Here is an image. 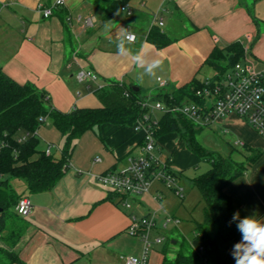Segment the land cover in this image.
<instances>
[{"label": "crops", "instance_id": "crops-1", "mask_svg": "<svg viewBox=\"0 0 264 264\" xmlns=\"http://www.w3.org/2000/svg\"><path fill=\"white\" fill-rule=\"evenodd\" d=\"M52 2L0 0V68L16 82L44 90L52 107L60 111L99 106L101 90L113 83L135 87L141 97L153 98L193 80L202 82L215 73L206 63L212 50L232 42L243 45L241 59L264 66V0H129L131 13L119 10L105 23L101 22L104 7L100 0H80L78 4L66 0L65 6L44 18L37 5ZM67 14H91L97 24L92 29L70 26L64 20ZM159 19L163 24L156 26ZM151 29L166 35L169 42L160 47L150 42ZM127 31L135 34V40L126 42L131 54L121 56L116 45L121 32ZM137 52L149 61H160L152 75L134 64L132 55ZM80 68L91 69L100 87L91 80L77 81L75 73ZM157 78L166 81L164 88L158 86ZM92 96L94 105L89 103ZM198 128L196 139L209 151L226 155L236 149L232 156L238 162L259 152L224 191L232 200L234 213L241 217L255 214L264 223V137L233 113ZM39 138L42 143L47 141ZM142 138L143 132L134 125L102 123L76 140L67 169L50 190L29 194L23 182L19 193L31 199L33 208L22 218L27 226L12 248L23 264H124L120 256H140L143 247L138 237L126 232L131 211L137 215L156 212L152 236L165 235L162 250L152 249L149 264H174L179 251L188 252L198 244L196 236L188 240L179 230L180 221L162 227L166 214L176 217L179 211L167 210L162 183L153 182L149 192L131 199L132 208L126 210L96 180L107 169L125 166L127 156L138 155ZM157 142L160 158L177 174L183 198L186 192L180 177L206 162L176 131L159 135ZM46 146L39 145V150ZM208 227L212 235V226ZM171 232L175 235L170 237ZM168 243L179 244L171 257L165 253Z\"/></svg>", "mask_w": 264, "mask_h": 264}, {"label": "trees", "instance_id": "trees-1", "mask_svg": "<svg viewBox=\"0 0 264 264\" xmlns=\"http://www.w3.org/2000/svg\"><path fill=\"white\" fill-rule=\"evenodd\" d=\"M103 5L101 22L108 21L120 7L129 0H100ZM147 39L160 47L169 42L166 35L151 29ZM244 48L240 42H232L224 47H215L206 59V63L216 74H223L239 61ZM202 85L193 80L189 84L171 93H159L153 99L167 103H179L183 100L199 99L193 91ZM101 105L96 107H75L70 111H60L46 106V92L30 83H18L0 68V141L5 145L0 149V264H23L12 248L21 237L27 223L19 217L14 206L22 196L11 184L12 180H22L29 194L50 190L61 178L69 165L76 140L87 130L102 123L119 126L133 125L143 114L139 91L113 83L102 89ZM125 92L129 95L125 96ZM171 98V99H169ZM49 118L63 138L59 157L45 155L39 150V138L35 135L23 142L17 137L23 132H34ZM155 135L176 131L185 140L187 147L203 161L208 169L196 175L192 182L201 193L203 222L196 223L200 234L198 244L188 252L179 251L174 264H235L232 253L234 243L240 239L238 223L233 219L232 200L224 191L226 185L243 173L246 164L253 162L259 155L256 152L245 161H236L232 149L222 155L203 148L196 139L200 128L181 115L170 112L161 114ZM204 226H213V234L204 230ZM202 245L203 251L198 247Z\"/></svg>", "mask_w": 264, "mask_h": 264}, {"label": "built area", "instance_id": "built-area-1", "mask_svg": "<svg viewBox=\"0 0 264 264\" xmlns=\"http://www.w3.org/2000/svg\"><path fill=\"white\" fill-rule=\"evenodd\" d=\"M66 0H53L50 5L38 4L37 8L44 18L50 17L54 11L65 6ZM120 10L131 13L128 2ZM68 25L79 24L83 29H92L97 20L91 14H67L64 18ZM156 26L163 24L162 20L155 21ZM128 33L135 34L127 31ZM135 40V39H134ZM77 81H94L99 87L98 76L91 69L80 68L75 73ZM158 86L164 88L166 81L157 78ZM202 85L193 91L199 102L183 100L179 103H167L163 100L145 97L140 105L145 109L143 114L133 123L135 129L143 132L140 143V153L126 157V165L120 168H110L96 175V180L107 190L116 195L118 203L126 210H131V199L139 198L149 192L153 182H160L172 188L179 196H183V188L177 183V174L166 161L162 160L158 152V142L155 131L158 128L159 117L156 112L163 114L170 112L181 115L192 122L196 127H203L227 114L233 113L245 120L259 135L264 137V66L259 67L252 59L244 57L228 68L223 74H214L203 80ZM129 93L125 92V96ZM171 99V98H169ZM36 135L34 132H23L17 137L18 142ZM5 145L0 141V149ZM54 144L48 143L43 150L45 155L52 154ZM156 198H160L156 195ZM33 208L31 199L22 195L14 206L15 213L21 217L29 216ZM156 212L137 215L129 213V223L126 232L138 237L142 241L140 256H120L124 264H149L150 253L155 244L165 241V235L152 236L156 228ZM179 219L166 214L163 228L167 224H178ZM196 237L200 234L197 232ZM195 247V246H194ZM203 251V246L198 247Z\"/></svg>", "mask_w": 264, "mask_h": 264}, {"label": "rangeland", "instance_id": "rangeland-1", "mask_svg": "<svg viewBox=\"0 0 264 264\" xmlns=\"http://www.w3.org/2000/svg\"><path fill=\"white\" fill-rule=\"evenodd\" d=\"M80 0H74L75 4H78ZM247 57H249V54H247ZM213 70V69H212ZM213 73V72H212ZM76 99H74V102H76ZM89 103L93 104L95 101L94 97H89ZM46 106L52 107L53 104L51 100H46ZM94 105V104H93ZM96 105H101L100 103H97ZM159 113V112H156ZM55 131V128L49 118H45L43 123L40 125V127L36 130L37 137L39 138L40 135L47 140L45 143L39 141V145L46 146V143H54V147L52 149V154L55 157H59L60 155V150L62 147L63 139L59 137V134L56 136H53V132ZM197 136V133H196ZM40 139V138H39ZM42 141V140H41ZM42 143V144H41ZM203 160V159H202ZM204 166H208V163H203L200 164L197 167H191L189 170H186L181 178V183L182 186L185 189L186 194H184V197L181 198L179 197L175 191L172 188H168L166 186H163V192L165 194L164 199L166 204H167V210H173V209H178L179 211L176 212V217L180 219V223L178 225L179 230L183 233V235L188 239L192 240L193 236H195V232L193 233L194 229H196V223H202L203 222V206L204 202L201 196L200 191L196 186L193 185L191 181V176L194 174L197 175L199 174ZM201 167V168H200ZM179 180V179H178ZM20 182V183H18ZM23 182L22 180H17L11 182L12 186L20 192V190L23 189ZM156 184V183H155ZM161 198V196H160ZM169 229L168 232H170V229L172 228V224L167 227ZM204 230L209 233L211 229L208 226H204ZM212 231H214V227L212 226ZM193 233V235H192ZM175 235L174 232L169 233L170 237L171 235ZM176 238L179 237L176 236ZM168 249L165 251L167 254V257H171L172 253L174 252L175 248H178V243L176 244H171L168 243ZM153 249L156 251H161L162 246L161 244H155Z\"/></svg>", "mask_w": 264, "mask_h": 264}, {"label": "clouds", "instance_id": "clouds-1", "mask_svg": "<svg viewBox=\"0 0 264 264\" xmlns=\"http://www.w3.org/2000/svg\"><path fill=\"white\" fill-rule=\"evenodd\" d=\"M135 39L134 35L128 32H121L120 39L116 45L117 53L121 56L131 54V50L126 47V42L131 43ZM134 64L143 68L145 73L152 75L154 69L160 64L158 59L149 61L145 54L137 52L132 55ZM233 219H239L238 229L240 239L234 243L235 251L232 253L235 264H264V223L255 215L240 216L234 213Z\"/></svg>", "mask_w": 264, "mask_h": 264}, {"label": "water", "instance_id": "water-1", "mask_svg": "<svg viewBox=\"0 0 264 264\" xmlns=\"http://www.w3.org/2000/svg\"><path fill=\"white\" fill-rule=\"evenodd\" d=\"M133 90H134V91H137L138 89L134 87Z\"/></svg>", "mask_w": 264, "mask_h": 264}]
</instances>
